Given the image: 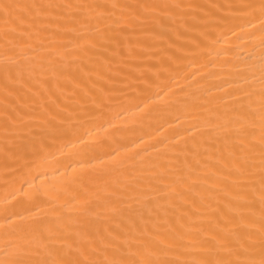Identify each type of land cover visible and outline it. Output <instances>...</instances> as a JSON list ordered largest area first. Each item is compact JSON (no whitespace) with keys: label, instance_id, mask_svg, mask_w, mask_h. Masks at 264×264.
<instances>
[{"label":"bare ground","instance_id":"6f19581e","mask_svg":"<svg viewBox=\"0 0 264 264\" xmlns=\"http://www.w3.org/2000/svg\"><path fill=\"white\" fill-rule=\"evenodd\" d=\"M0 264H264V0H0Z\"/></svg>","mask_w":264,"mask_h":264}]
</instances>
